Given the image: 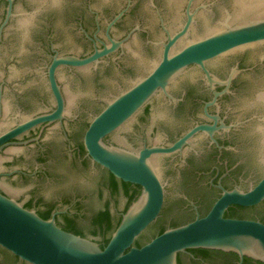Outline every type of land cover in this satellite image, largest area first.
Instances as JSON below:
<instances>
[{
	"label": "water",
	"instance_id": "1",
	"mask_svg": "<svg viewBox=\"0 0 264 264\" xmlns=\"http://www.w3.org/2000/svg\"><path fill=\"white\" fill-rule=\"evenodd\" d=\"M0 264H264V0H0Z\"/></svg>",
	"mask_w": 264,
	"mask_h": 264
}]
</instances>
